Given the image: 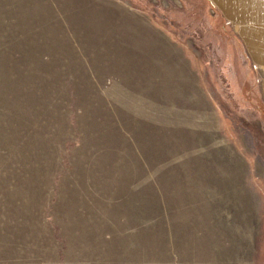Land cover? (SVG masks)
I'll list each match as a JSON object with an SVG mask.
<instances>
[{
	"label": "rangeland",
	"instance_id": "obj_1",
	"mask_svg": "<svg viewBox=\"0 0 264 264\" xmlns=\"http://www.w3.org/2000/svg\"><path fill=\"white\" fill-rule=\"evenodd\" d=\"M261 72L213 0H0V264H264Z\"/></svg>",
	"mask_w": 264,
	"mask_h": 264
},
{
	"label": "crops",
	"instance_id": "obj_2",
	"mask_svg": "<svg viewBox=\"0 0 264 264\" xmlns=\"http://www.w3.org/2000/svg\"><path fill=\"white\" fill-rule=\"evenodd\" d=\"M264 77V0H213Z\"/></svg>",
	"mask_w": 264,
	"mask_h": 264
}]
</instances>
